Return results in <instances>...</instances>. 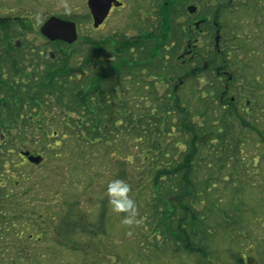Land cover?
<instances>
[{"label":"trees","instance_id":"trees-1","mask_svg":"<svg viewBox=\"0 0 264 264\" xmlns=\"http://www.w3.org/2000/svg\"><path fill=\"white\" fill-rule=\"evenodd\" d=\"M190 1L214 20L219 15L216 0ZM218 1L231 28L239 6ZM156 6L153 33L115 34L116 42L111 36L102 39L91 53L87 49L89 58L75 62L74 57L76 64L70 66L72 56L86 48L78 46L79 39L68 51L63 45L69 44L48 38L13 45L15 37L0 32V163L21 145L38 143L37 135L42 141L59 140L60 147L83 157L95 150L94 157L109 155L114 166L122 164L116 179L131 185L139 212L143 207L141 229L146 233L136 232L138 247L149 258L184 252L206 258L219 220L239 235L246 223L238 198L230 208L223 207L228 203L220 185L239 190L233 161L245 152L250 133L263 137L264 91L247 85L243 93L239 88L252 82L244 68L259 70L261 48L257 39L244 38L238 24L232 59L227 48L215 45L216 31L186 54L189 34L179 23L182 11L165 12L160 1ZM145 27H151V19L144 20L141 30ZM59 45L63 51L55 56ZM256 50L250 61L239 58L241 51L250 56ZM41 147L44 153L52 148Z\"/></svg>","mask_w":264,"mask_h":264},{"label":"rangeland","instance_id":"rangeland-1","mask_svg":"<svg viewBox=\"0 0 264 264\" xmlns=\"http://www.w3.org/2000/svg\"><path fill=\"white\" fill-rule=\"evenodd\" d=\"M159 1L170 9L184 0H123L122 8L96 28L87 0H69L70 16L79 24L80 37L76 43L86 48L82 54L72 56L68 66L89 58L85 54L87 49L91 53L102 39L114 38L113 35L117 38L118 34L145 36L141 30L142 18L157 15L155 5ZM252 1L260 8V0ZM51 14L65 15L58 7V0H0V32L7 34L8 39L15 37L13 45L25 39L39 44L46 40L40 26ZM37 16L42 23H37ZM251 30V35L260 41L264 38L261 22ZM63 46L68 51L74 48L72 43ZM60 48L61 45L58 49L55 47L53 55L56 56ZM261 57L259 70L246 67L250 73H246L247 77L252 82L245 81V87L241 88L243 93H246V85H251L263 94L264 51ZM260 122L264 128V119ZM260 133L263 137L250 133L243 147L245 152L233 161L238 165V168L235 166V185L239 190L236 187L226 190L220 185L221 198L228 203L224 208H230L234 205L232 201L239 200L242 219L246 222L240 227L242 234L225 228L224 222L219 220L220 226L214 229L216 235L210 241L212 253L206 258L185 252L149 258L146 251L138 247L139 237L135 236L136 232L146 233V229L142 230L141 224L131 229L129 236V229L121 223L122 215L113 212L108 202L107 184L116 179L115 172L120 170L121 162L117 160L118 165L114 166L106 158L109 155L92 156L96 150L83 157L73 153L71 147H60L59 140L42 141L37 135L38 143L31 140L26 146L21 145L17 151L9 153L6 162L0 163V264H205L206 260L209 264L211 260L213 264H264V130ZM41 144L54 148L44 153L43 148H39ZM21 150L44 156L40 163H35ZM119 156L118 152L116 157ZM129 166L134 168L136 164ZM136 200L143 202L141 197ZM142 210L143 207L140 212ZM82 224L91 225L93 232L83 229Z\"/></svg>","mask_w":264,"mask_h":264},{"label":"flooded vegetation","instance_id":"flooded-vegetation-1","mask_svg":"<svg viewBox=\"0 0 264 264\" xmlns=\"http://www.w3.org/2000/svg\"><path fill=\"white\" fill-rule=\"evenodd\" d=\"M120 3L117 5L115 2L112 4L111 6V11L109 12V14L106 16V18L103 20V22L101 24H103L105 22V20H107L111 14L117 9L122 8L124 2L123 0H118ZM234 2L235 4H238V11L235 14L236 16H234L231 20V28H228L225 23L228 25L229 21L227 18V20H224V15L221 14V5L219 4V1L216 0L214 1V4H218V9H219V15H215V20L211 17V16H206L205 14L202 13V6L199 5V3H197L196 1H190V0H184L181 1L180 3L176 4V5H172L170 6V9H177L178 11H182L180 12L179 15V23L182 26V28L186 31L187 34H189V41H187L186 43V54H189L190 52H192L194 49L192 48H198V45L200 44L202 38L205 40V36H208L211 32H215L216 31V37H217V42L215 43V45L217 46V48H220L222 46L223 49L227 48L228 49V58L232 59V56L235 55L234 53L231 52V44L232 42L235 40L234 38L237 36H234V34L236 32H238V29H240L239 25H242V32L245 34L244 38L248 39L249 41H254L256 40V36H252L251 32H252V28L255 26L260 25V22L262 24H264V0H260V8L257 6V3L253 2L252 0H229V2ZM252 1V2H251ZM186 2V4H184ZM87 5L89 8V11L91 13L92 16V21H94L93 19V15H92V10L90 9L89 6V0H87ZM157 5V3H156ZM155 5V6H156ZM169 6V5H168ZM166 6L165 8L163 7V11L165 9H168L169 7ZM242 7H244V9H242ZM241 9V11H240ZM244 14H242V12H244ZM262 15H261V13ZM152 13V12H151ZM55 14H51L50 16H48L47 18L54 16ZM60 17H63L62 14H57ZM55 15V16H57ZM149 15V14H148ZM147 16V15H144ZM151 20V27L148 29H145L142 31L143 33H145L146 31L152 30V28H155L156 24V15H149ZM263 16V18H262ZM262 19H261V18ZM46 18V19H47ZM142 24L144 22V20H146L144 17L142 18ZM260 19V20H259ZM46 21V20H45ZM44 21V22H45ZM95 23V21H94ZM93 23V25H94ZM101 24L96 27L94 25V27L99 28L101 26ZM163 24V23H162ZM239 24V25H238ZM158 26V25H157ZM78 27V32H79V24H77ZM153 33V30H152ZM196 33H199V36H196ZM148 34V32L146 33ZM248 34V35H247ZM250 39V40H249ZM232 40V41H231ZM258 41V46H260V54L264 51V41H260V39H257ZM223 44V45H222ZM191 47V48H190ZM189 48V49H188ZM220 48V49H222ZM257 53V50L255 51V53H252L250 56H247V54L244 52L242 53V51L240 52L239 58L242 61H246L245 59H249L252 60L253 56ZM242 72L245 74L247 72V69L244 68V70H242ZM242 87H245V85L243 86V84L239 87L240 89ZM246 87L248 88V86L246 85ZM247 88L245 90H247ZM248 91V90H247ZM248 102V104L251 103L250 99L246 100ZM22 152V151H21ZM25 157L28 158V156L25 155ZM258 264H260L259 262H257Z\"/></svg>","mask_w":264,"mask_h":264},{"label":"clouds","instance_id":"clouds-1","mask_svg":"<svg viewBox=\"0 0 264 264\" xmlns=\"http://www.w3.org/2000/svg\"><path fill=\"white\" fill-rule=\"evenodd\" d=\"M58 7L63 9L65 15L72 14V6L69 0H58ZM37 23H42L40 16L36 17ZM107 198L113 212L122 215L121 223L132 235L131 229L139 227L143 223L138 205L132 196V187L123 179H114L107 184Z\"/></svg>","mask_w":264,"mask_h":264},{"label":"water","instance_id":"water-1","mask_svg":"<svg viewBox=\"0 0 264 264\" xmlns=\"http://www.w3.org/2000/svg\"><path fill=\"white\" fill-rule=\"evenodd\" d=\"M117 5L120 4L118 0H89V6L92 10L93 19L95 21L94 25L98 27L106 16L111 11V6L113 3ZM41 34L51 41L62 40L66 43L75 42L79 33H77V23L72 20H66L59 16H51L46 19L40 28ZM25 155L29 156L30 160L36 163L42 161V156L29 155V151L23 152Z\"/></svg>","mask_w":264,"mask_h":264}]
</instances>
